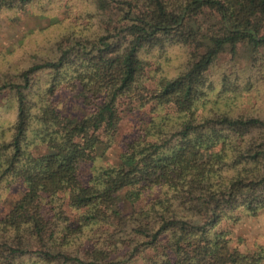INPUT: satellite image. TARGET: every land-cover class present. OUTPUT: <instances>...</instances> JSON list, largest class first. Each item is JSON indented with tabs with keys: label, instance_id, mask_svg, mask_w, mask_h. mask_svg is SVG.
<instances>
[{
	"label": "trees",
	"instance_id": "16d2710c",
	"mask_svg": "<svg viewBox=\"0 0 264 264\" xmlns=\"http://www.w3.org/2000/svg\"><path fill=\"white\" fill-rule=\"evenodd\" d=\"M88 1L96 31L59 42L52 59L2 72L0 95L15 114L0 122V188L10 180L22 191L0 215V264H26L28 255L35 264H263L264 247L240 251L218 228L236 210L264 209V108L243 106L253 82L223 74L221 92L240 105L201 116L193 107L224 54L250 69L260 59L256 83L264 81V0ZM170 44L188 47L186 67L145 85L143 53ZM62 86L78 94L81 115L50 98ZM135 103L173 107L176 120L145 123L119 164L97 163Z\"/></svg>",
	"mask_w": 264,
	"mask_h": 264
},
{
	"label": "rangeland",
	"instance_id": "374dc122",
	"mask_svg": "<svg viewBox=\"0 0 264 264\" xmlns=\"http://www.w3.org/2000/svg\"><path fill=\"white\" fill-rule=\"evenodd\" d=\"M13 6L0 7V80L2 72L13 74L21 68H26L32 62L52 59L58 54V43L63 45L71 39L86 36L89 32L96 31L93 22V9L88 0H32L21 6L18 0H12ZM189 49L179 44H170L165 49H153L143 53L147 61L145 69V85L153 88L162 76H174L186 67ZM229 55H222L210 68L209 76L213 85L207 89L205 96L196 106L194 113L206 114L215 107L240 105L241 99H235L231 93L221 92L220 80L223 74H227L235 83L236 77L240 80L250 79L253 86L249 98L243 106L251 108H264V81L257 82L256 74L260 66V59L255 66L246 67L244 61L236 63L229 60ZM262 67V65H261ZM264 71V66H263ZM39 82H47L45 73L38 76ZM38 79V78H37ZM241 83V82H240ZM242 86V85H241ZM66 87V88H64ZM62 86L55 95L50 98L59 105L66 114L81 115L85 108L77 102L78 94ZM254 95L256 97L254 98ZM254 102V103H253ZM127 107V108H126ZM122 113V120L115 136L114 142L108 148H98L96 162L101 164H119V156L129 140L143 136V125L149 122L152 125L162 122H174L176 114L170 106L128 104ZM13 101L6 95H0V122L8 123L14 120ZM166 112L170 113L166 118ZM196 116V115H195ZM39 153H47L49 148L44 145H36L33 148ZM205 151L202 158L209 155ZM92 166L83 167L78 173V179L88 177ZM21 183L11 182L0 188V215L9 209L14 201L21 195ZM124 189L119 196V204L123 212H127L130 202L125 196ZM43 211L49 215L53 213L51 204L42 202ZM68 213L74 209L67 208ZM53 217V216H52ZM53 219V218H52ZM226 232L227 243L240 251L264 247V209L257 214H251L239 209L223 219L218 226ZM26 258V257H25ZM34 255H28L24 259L27 264H35ZM264 264V261H263Z\"/></svg>",
	"mask_w": 264,
	"mask_h": 264
}]
</instances>
